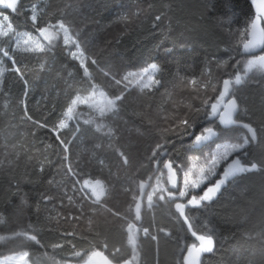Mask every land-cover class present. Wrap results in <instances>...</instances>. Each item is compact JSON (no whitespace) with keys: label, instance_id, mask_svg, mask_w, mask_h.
<instances>
[{"label":"trees","instance_id":"obj_1","mask_svg":"<svg viewBox=\"0 0 264 264\" xmlns=\"http://www.w3.org/2000/svg\"><path fill=\"white\" fill-rule=\"evenodd\" d=\"M140 2L18 0L15 12L0 6V12L9 16L15 30L34 33L60 19L70 26L75 37L98 47L93 55L96 64L89 58L85 60L89 74L84 76L80 63L70 55L60 37L45 47L44 52L13 46L11 35L0 37V48L7 50L9 57L15 60L13 64L12 59L0 53L4 65L0 76V257L24 251L29 253L26 257L29 264H85L92 252H102L111 264L132 258L125 220L107 208L92 209L82 203L86 221L94 219L92 211L110 217V220L96 217L98 220L82 229L75 228L69 219L66 223L57 222L51 205L54 187L64 186L65 177L70 180V176L66 171L62 173L66 151L51 129L58 124L76 92L87 91L92 84H97L111 96L116 95L105 75L115 72L114 64L140 68L156 63L160 71L154 75L160 84L145 90L141 105L124 95L112 112L98 120L100 126H94L76 112L78 128L70 122L66 129L60 130V139L68 147L70 144L86 146L87 138H95L94 142L113 139L116 127L109 120L116 121L117 116L139 129L152 128L157 133L136 139L140 143L136 147L127 142L124 146L142 155L148 141L154 137L160 138V144L166 143L167 155L152 159L153 154H148L135 163V169H128L135 181L150 183L156 172L167 173L163 168L166 160H174V166H182L195 155H201L203 160L209 146L202 151L190 148L189 139L176 136L170 129L179 123L177 116L183 117L189 111L184 106L200 108L203 100L213 102L223 80L238 73L241 83L232 81L229 95L239 104L236 118L249 124L256 135L252 139L248 129L233 125L229 136L244 132L248 144L243 149L242 161L249 165L255 162L259 167L232 179L208 207L192 209L189 214L201 234L207 229L215 232L216 248L202 255L201 264H264V70L246 71L241 64L250 55L241 52V43L254 14L252 3L250 0H146L145 10L133 17ZM36 3L39 6L34 27L30 14L31 5ZM130 18L132 21L122 22L117 28L119 21ZM14 66L21 69L22 76L13 70ZM228 66V71L219 73L221 67ZM193 77L199 81L197 86L205 85L210 89L209 98L197 101L194 92L187 90L186 87H193L186 85V79ZM214 84L216 89H212ZM25 105L32 121L46 127H38L25 118ZM172 105L177 108L172 109ZM203 124L201 120L200 126ZM125 140L123 136L121 145ZM93 141L88 144L93 146ZM112 153L119 171L125 166L121 162L124 151L118 155L114 150ZM60 172L62 175L57 178ZM177 174H181L179 168ZM102 183L108 188L105 181ZM167 188L171 190V185L167 184ZM106 195L105 190L101 198ZM137 195L138 184L124 215L138 226L147 227L149 235L137 234L138 260L131 259L133 264H181L184 249L194 238L175 213L174 203L154 197L149 207L143 196L137 221ZM73 199L77 201L75 196ZM72 203L76 202L69 200L73 208ZM64 212L74 215L71 209ZM18 233L35 235L39 243ZM153 236L156 239H152ZM92 264H104L103 257H93Z\"/></svg>","mask_w":264,"mask_h":264},{"label":"snow or ice","instance_id":"obj_2","mask_svg":"<svg viewBox=\"0 0 264 264\" xmlns=\"http://www.w3.org/2000/svg\"><path fill=\"white\" fill-rule=\"evenodd\" d=\"M250 2L256 6V17L253 19L248 26L247 31L249 39L243 43V49L245 51L254 50L257 48L264 47V27H261V22L264 21V0H250ZM18 5V0H0V6L7 7L13 12L16 11ZM31 20L33 21V26L35 27V21L37 16L35 12L31 15ZM3 21L8 22L10 20L9 16L3 15ZM157 20L160 17H156ZM12 24L7 23V30H0V36H9L12 30ZM52 25L48 27H40L37 29L38 33L43 36L44 40L49 42L51 45L52 41L56 39L59 34L63 33V44L66 47L75 46L79 49V44L74 36L71 34L69 27L65 25L64 22L60 21L55 26L57 31L53 32L50 29ZM244 32H241V36ZM31 37L24 41V44L30 42ZM32 52H44L45 46L43 44H37L35 48L30 49ZM0 53L4 57L12 59L13 64L15 60L9 57V52L3 48H0ZM74 58L79 60L80 66L83 68L84 76L89 74L88 66L83 58V53L80 52L79 55L76 52L71 54ZM93 65L96 64V60H92ZM239 63V62H238ZM254 68L264 70V55H259L247 61L246 71H251ZM16 73L21 74V69L19 67H14L13 69ZM3 69H0V76L3 75ZM160 71L156 63H151L148 67L144 69V73H147V82L143 80H138V84H142L143 89L151 90L160 84V80L155 78V73ZM130 76L137 75L136 73H130ZM143 76V73L140 74ZM123 79L127 80L128 77ZM242 77L237 74L235 76V83L240 84ZM120 80H116L115 84L119 85ZM199 84V81L193 77L192 79H186V85L195 88ZM232 81L225 79L223 81V90L219 92L218 97H216L214 102L209 100L202 101V107L196 108L189 105V111L181 116H177L176 120L179 121L175 128L170 129L171 132L175 133L176 136L183 137L190 140V148L199 149L202 151L204 147L214 145L210 147L207 154L203 155V160L201 161L200 156L191 157V166L186 169L181 165L175 164L172 159L163 162V168L167 170V184L171 185V190L164 186V184L158 183L156 187L153 188L152 194L148 199V206L153 205L154 197L159 201L174 202L175 213L182 220V223L187 226V230L191 237L194 238V242L187 246L186 255L184 256V264H201V256L205 253H212L216 248L217 241L214 239V229H207L201 234V230L195 225L189 212L192 209L206 208L213 202L218 195L221 193L222 189L234 178L240 174L248 173L253 170L258 169V164L253 162L250 165L247 163H242V150L245 145L248 144V138H243V142H239L236 138L229 136L230 126L240 124L241 122L235 118V113L237 112V102L236 98L228 99L225 102V97L230 94V87ZM104 96V93H100ZM93 97H87L81 99L80 96H76L71 100L70 105L67 107L66 111L62 114L64 119H61L59 123L54 126L51 131L54 133L59 143L64 146V150L67 151L68 145L64 140L60 139V130L66 129L68 127V121L73 119V113L77 104L89 105L90 107H97L100 117H104L107 112H112L116 108V104L122 101L123 95H117L115 99H106L103 106L97 104H89V100ZM25 118L28 121L36 124L38 127H46V124H41L39 121H32L31 116L27 115V108L25 105ZM203 120L205 126H200V121ZM243 128L248 129L252 133V139H255V130L249 124H242ZM178 130V131H177ZM111 131V129H109ZM168 133V131H165ZM219 141V142H218ZM166 143H161L156 146L153 151L152 159L162 158L167 155ZM164 150V151H161ZM246 155V154H245ZM232 157L230 160L229 158ZM67 159V157H65ZM125 163H127V158H125ZM177 168L180 169L182 175H177ZM163 176V173H161ZM85 188L84 191L88 192L91 197H94V202H99L101 197L104 196V188L99 180L95 183L91 181H84ZM141 207L137 205L135 207V219L140 220ZM137 231L135 225L128 228V242L133 246V251L135 252ZM144 235H149V230L143 228ZM17 235H24L27 239L32 241H37V237L27 236L26 233H18ZM152 239H156L155 236ZM39 243V241H37ZM119 251V249H117ZM29 255L28 252H24L20 257L24 260L25 257ZM80 256V253H76ZM93 257H103L104 264H111V261L107 257L103 256L102 252H92L88 256V260L85 264H92ZM126 264H131V261H126Z\"/></svg>","mask_w":264,"mask_h":264},{"label":"rangeland","instance_id":"obj_3","mask_svg":"<svg viewBox=\"0 0 264 264\" xmlns=\"http://www.w3.org/2000/svg\"><path fill=\"white\" fill-rule=\"evenodd\" d=\"M146 0H141L140 4L137 6L135 13L133 14V17L137 16L138 14H141L145 10V4ZM38 4L31 5V15L33 12H35L36 16L38 14ZM6 15L3 12H0V30H7L6 25L9 22H5L2 19V16ZM60 19L55 20L54 23L44 25L42 27H48L49 25H52L53 27L50 29L51 31L55 32L57 31V28L55 27L58 22H60ZM132 21V18L119 21L117 23V28L120 27L121 23L123 22H130ZM63 22V21H62ZM67 27H69L71 34L74 36L70 26L64 22ZM13 40V46L23 49H32L35 48L37 44H43L45 47L50 46L49 42L44 40L43 36H41L38 31L36 32H29L26 30H15L12 28L10 34ZM2 37V36H0ZM29 37H31L30 42L26 45L24 44L25 40H28ZM63 40V33L61 32L59 36ZM77 40V43L79 44V49H77L75 46L67 47V50L69 51L70 55L73 52H76L78 55L80 52L83 53V58L91 59L93 60V55L96 53L98 47L94 46L93 44L90 45L87 41H81L79 38L75 37ZM55 39L52 41L51 44ZM262 54H264V49L262 50ZM260 53L256 54H250L249 56L245 57L243 62L241 63L243 65V68L246 70L247 61L250 59H253L256 56L262 55ZM72 56V55H71ZM73 57V56H72ZM76 59V58H75ZM78 62L79 60L76 59ZM151 63H149L147 66L140 67V68H126L123 64H114L115 67L113 71L106 72L107 82L111 87L114 88L116 95L111 96L110 93L103 87L98 86L97 84H92L90 88L87 91L83 92H76L73 97L74 99L76 96H80L81 99L87 98V97H93V99L89 100V104H97L100 106H103L106 99H115L117 95H126L133 98L134 102H136L137 105H141L144 101V93L146 89H143L142 84H138V80H143V82H147V73H144V69L148 67ZM15 67V66H14ZM0 69L4 70V65L2 58L0 57ZM230 67L227 68L221 67V70L219 73H221L223 70L228 71ZM244 69H242V74H244ZM258 69V68H257ZM117 70V71H116ZM130 73H136L135 76H130ZM143 73V76L140 74ZM241 76V75H240ZM124 77H128L127 80L123 79ZM116 80H120L121 83L119 85L115 84ZM187 90H192L194 92V97L197 101L201 100L203 97L206 98L211 95L210 89H207L205 85L196 86L195 88L189 89L186 87ZM212 89H216L215 84L213 85ZM223 90V84L220 86V91ZM219 91V92H220ZM219 92L217 93L216 97H218ZM100 93H104V96H101ZM214 98V101L216 99ZM70 100V103H71ZM213 101V102H214ZM69 103V105H70ZM68 105V106H69ZM189 105L184 106L187 110ZM172 109H176L177 107L172 105ZM67 109V108H66ZM64 110V112L66 111ZM63 112V113H64ZM78 112V115H83L85 119L90 120L93 122L94 126H100L101 123L98 121L100 120V115L97 107H90L89 105H81L77 104L75 107L74 113H73V119L71 121H68V124L71 122L72 125L78 128V122H76L75 119V113ZM108 113V112H107ZM105 114V116L107 115ZM77 114V113H76ZM104 116V117H105ZM61 119H64L62 116ZM60 119V120H61ZM116 121L109 120L111 124L115 125V129L113 130V139L111 138H102L99 140V142H94L93 140L95 138H92L89 140V138L85 139L86 146L83 147H76L73 144H70L71 146L68 147L66 151L65 159L64 161V167L62 170V173L64 171L67 172L70 176V180H68V177H65L63 184L56 185L54 197L51 199V205L53 211L56 213V220L59 224L66 223L67 219L71 220L74 224L75 228L82 229L84 227L90 226V223L95 222L98 220L96 217L101 216L100 219H106L110 220V217L106 215L103 212L98 211H92V215L94 216V219H87V221L84 218V215L82 214L81 210V204L83 203L84 206L88 204V208L94 209L95 207L100 208H107L111 213H113L116 217H121L125 220V230L127 231V242H128V228L135 225V228L137 231V234H140L141 227L137 224L130 221L127 217H125L124 214H126V210L128 206L132 203L134 198V192L136 189L137 184H139L138 180L135 181V179H132L131 174H129L128 169H135L136 166L135 163L138 162L142 157L146 155H152L156 146L160 144V138L154 137L150 141H148V144L146 145V148L144 149V153L142 155L134 154L131 150H127L126 148L130 147H124L126 146V142L129 143L132 147H136L137 144L139 145V142H136V139L141 137H147L153 133H157V131H154L152 128H146V129H139L135 126H133L128 120L122 117H116ZM59 123V122H58ZM118 123V124H117ZM205 126L203 124L201 127ZM109 135V134H108ZM123 136L126 137V140L122 143H120V140L123 138ZM135 136V137H134ZM155 136V135H153ZM152 136V137H153ZM130 137H134L132 139H129ZM233 138H236L239 142H243V138H245L244 132H239V136H230ZM71 136L68 138L70 140ZM110 139V140H109ZM93 141V146L89 145V142ZM219 142V141H218ZM67 144V143H66ZM80 144V143H79ZM80 146V145H79ZM64 147V146H63ZM123 147V149H121ZM210 147H214V145H210L206 150L204 151V154H207ZM115 151L118 155L119 153H122L124 151L123 155L125 158H127V163H125L123 159V155L121 156V162L125 165L123 168H121L119 171L117 170V167L119 169V166L117 164V159L113 155L112 151ZM126 153V154H125ZM243 153V150H242ZM200 156L201 155H195ZM191 166V157L186 160L182 167L185 169L187 167ZM62 173L60 172L58 177L59 178ZM161 171H158L154 174L152 180L150 181L145 196L143 198V201L148 204V199L152 194V190L158 183L164 184L165 187H167V173L166 171L163 172V176H161ZM178 176H181L182 173ZM90 177V178H89ZM91 181L95 183L97 180H99L105 190L107 191V195L104 198H101L99 202H94V197H91L88 192L84 191L85 184L84 181ZM105 181L107 184V187L105 189L104 184L102 181ZM138 182V183H137ZM120 183V184H119ZM67 186V187H66ZM62 187H65L64 189H60ZM77 198V201L73 199V197ZM64 198L60 201V198ZM111 198H114L111 200ZM69 200H73L76 203H72L73 206L69 204ZM135 200V199H134ZM174 203V202H173ZM73 210L74 215H68L64 211L66 210ZM137 243V242H136ZM129 244V242H128ZM132 251V260L137 261L138 260V252L136 251V245H135V252L133 251V246L129 244ZM24 251H18L13 252L8 255L0 257V264H29L27 258L25 257L24 260H21L20 257L23 255Z\"/></svg>","mask_w":264,"mask_h":264},{"label":"water","instance_id":"obj_4","mask_svg":"<svg viewBox=\"0 0 264 264\" xmlns=\"http://www.w3.org/2000/svg\"><path fill=\"white\" fill-rule=\"evenodd\" d=\"M1 7H3V6H1ZM252 7H253V10H254V14L252 15V18H251V20H250V23H251V21H252L253 19H255V17H256V6L252 4ZM250 23H249V25H250ZM261 27H264V21L261 22ZM247 39H249L248 33H247L246 38H245V39L242 41V43H241V52H242V53H244V54H256V53L260 52V51L264 48V47H261V48H257V49H254V50L245 51V50L243 49V43L246 42ZM237 74H238V73H236L235 76H236ZM235 76H233L232 78H228V79H229L230 81H234V82H235ZM224 80H225V79H224ZM224 80H223V81H224ZM231 98H233V95H229V96L225 97V102H227V100H228V99H231ZM236 102H237V100H236ZM237 105H238V108H237V112L235 113V118H236L237 113H238V111H239V104H238V102H237ZM236 119H237V118H236ZM237 120H238V119H237ZM238 121H240V120H238ZM240 122H241V123H240V124H237V125L242 126V124H244V123H243V121H240ZM229 159L231 160L232 157H230ZM242 163H244V162L242 161ZM148 184H149L148 180H141V181H139V184H138V195L136 196V201H135L136 205H139V204L141 203L142 197H143L144 194H145V191H146V188H147V185H148ZM190 244H191V243H190ZM188 245H189V244H188ZM188 245H187V246H188ZM187 246L185 247L184 252H183V254H182V257H181V264H184V256L186 255ZM202 255H203V254H202ZM201 259H202V256H201ZM126 261H131V264H133V261H132L131 259H129V258H126L125 260H123L122 262L117 263V264H126Z\"/></svg>","mask_w":264,"mask_h":264},{"label":"built area","instance_id":"obj_5","mask_svg":"<svg viewBox=\"0 0 264 264\" xmlns=\"http://www.w3.org/2000/svg\"><path fill=\"white\" fill-rule=\"evenodd\" d=\"M143 228H147V227H144V226L141 227V231H140V234H141V235H144V233H143Z\"/></svg>","mask_w":264,"mask_h":264},{"label":"flooded vegetation","instance_id":"obj_6","mask_svg":"<svg viewBox=\"0 0 264 264\" xmlns=\"http://www.w3.org/2000/svg\"><path fill=\"white\" fill-rule=\"evenodd\" d=\"M258 53H260V54H262V50L260 51V52H258ZM262 55H264V54H262ZM148 187V186H147ZM146 193V192H145ZM144 196H145V194H144ZM144 198V197H143Z\"/></svg>","mask_w":264,"mask_h":264}]
</instances>
